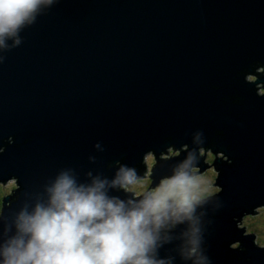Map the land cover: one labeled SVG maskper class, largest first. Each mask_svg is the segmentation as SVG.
<instances>
[{"label": "water", "instance_id": "1", "mask_svg": "<svg viewBox=\"0 0 264 264\" xmlns=\"http://www.w3.org/2000/svg\"><path fill=\"white\" fill-rule=\"evenodd\" d=\"M121 167L136 170V196L177 170H212L217 190L195 213L201 255L264 264L240 227L264 208V0H52L4 40L5 218L61 173L110 185ZM184 227L159 249L173 264Z\"/></svg>", "mask_w": 264, "mask_h": 264}, {"label": "clouds", "instance_id": "2", "mask_svg": "<svg viewBox=\"0 0 264 264\" xmlns=\"http://www.w3.org/2000/svg\"><path fill=\"white\" fill-rule=\"evenodd\" d=\"M52 0H0V47L16 37ZM18 42V41H17ZM195 173L183 169L139 196L134 168L121 167L110 182L81 184L59 174L44 195L25 204L11 221L0 211V264H173L160 256L162 241L178 225L183 264H206L200 253ZM109 186L130 194L120 199Z\"/></svg>", "mask_w": 264, "mask_h": 264}, {"label": "rangeland", "instance_id": "3", "mask_svg": "<svg viewBox=\"0 0 264 264\" xmlns=\"http://www.w3.org/2000/svg\"><path fill=\"white\" fill-rule=\"evenodd\" d=\"M214 174L213 176H204V177H200L197 181H194L193 182V186L196 190V193L197 195L199 196L201 193H207V194H213V192H210V188L207 187V184H203V183H208V184H211V182L213 183V179H214ZM15 188V183L14 181H10L8 183L5 184V186L1 187L0 188V198L2 196H5V195H8L11 193V191ZM217 189H215L216 191ZM261 213H259L256 217H254L253 219L257 218L258 216H260L261 214L264 213V208L260 209ZM264 215V214H263ZM251 219V218H250ZM248 218L246 219H243V222H242V226L245 225L247 226L248 228V233H254V231L249 228L248 226ZM261 226L260 228H258L259 230H262L263 234L262 233H258L256 234L257 235V242L260 246L264 247V242H261V241H264V219H262L261 221Z\"/></svg>", "mask_w": 264, "mask_h": 264}, {"label": "trees", "instance_id": "4", "mask_svg": "<svg viewBox=\"0 0 264 264\" xmlns=\"http://www.w3.org/2000/svg\"><path fill=\"white\" fill-rule=\"evenodd\" d=\"M1 187H3V186L0 184V188ZM1 198H0V201H1ZM263 214H261L260 216H258L255 219L251 218L249 223H248L249 228H251L254 231L255 234H258V233H262L263 234L262 230L258 229V228L262 227L261 226V221H262V219H264V215ZM261 242H264V241H261Z\"/></svg>", "mask_w": 264, "mask_h": 264}, {"label": "flooded vegetation", "instance_id": "5", "mask_svg": "<svg viewBox=\"0 0 264 264\" xmlns=\"http://www.w3.org/2000/svg\"><path fill=\"white\" fill-rule=\"evenodd\" d=\"M213 174H214V172L212 171V170H208L205 174H204V176H213ZM215 175V174H214ZM204 176H196V177H194L193 178V182L194 181H197L200 177L202 178V177H204ZM204 185L205 184H207V187L208 188H210V192H215V189L216 188H214L213 187V183L211 182V184H208V183H203ZM204 195H207V193H201L199 196L197 195V198H201L202 196H204ZM208 195H210V194H208ZM248 218V217H247ZM246 219V218H245ZM248 221H250V218H248ZM243 227H244V225H243Z\"/></svg>", "mask_w": 264, "mask_h": 264}, {"label": "bare ground", "instance_id": "6", "mask_svg": "<svg viewBox=\"0 0 264 264\" xmlns=\"http://www.w3.org/2000/svg\"><path fill=\"white\" fill-rule=\"evenodd\" d=\"M243 219H244V218H243ZM242 222H243V221H242ZM240 227H243V226H242V223L240 224ZM243 228H244V227H243Z\"/></svg>", "mask_w": 264, "mask_h": 264}]
</instances>
